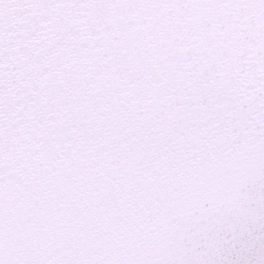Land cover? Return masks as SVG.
Here are the masks:
<instances>
[{"label": "snow or ice", "instance_id": "6c2138e0", "mask_svg": "<svg viewBox=\"0 0 264 264\" xmlns=\"http://www.w3.org/2000/svg\"><path fill=\"white\" fill-rule=\"evenodd\" d=\"M0 264H264V0H0Z\"/></svg>", "mask_w": 264, "mask_h": 264}]
</instances>
